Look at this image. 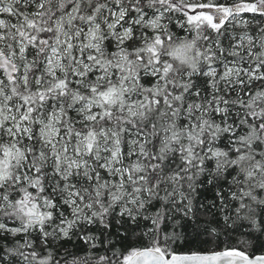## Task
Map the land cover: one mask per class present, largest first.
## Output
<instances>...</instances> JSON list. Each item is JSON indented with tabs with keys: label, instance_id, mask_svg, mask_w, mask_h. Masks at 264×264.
Here are the masks:
<instances>
[{
	"label": "snow or ice",
	"instance_id": "obj_1",
	"mask_svg": "<svg viewBox=\"0 0 264 264\" xmlns=\"http://www.w3.org/2000/svg\"><path fill=\"white\" fill-rule=\"evenodd\" d=\"M0 264H264V0H0Z\"/></svg>",
	"mask_w": 264,
	"mask_h": 264
}]
</instances>
